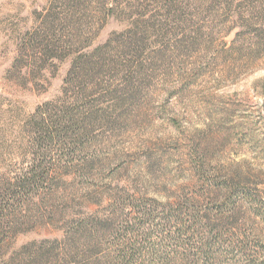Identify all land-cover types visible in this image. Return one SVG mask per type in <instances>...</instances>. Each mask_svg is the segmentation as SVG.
Listing matches in <instances>:
<instances>
[{"label": "rangeland", "instance_id": "374dc122", "mask_svg": "<svg viewBox=\"0 0 264 264\" xmlns=\"http://www.w3.org/2000/svg\"><path fill=\"white\" fill-rule=\"evenodd\" d=\"M174 1L185 8L180 20L165 2H88L74 34L92 41L86 52L110 42L114 65L89 99L98 114L87 133L41 150L32 116L47 103L56 113L79 90L64 94L73 55L46 60L39 72L26 43L48 16L81 15L68 9L70 0H0V184L36 152L48 173L16 214L20 233L0 264L28 244L60 245L70 220L91 215L121 226L143 219L149 242L159 244L143 253L158 264L208 259L190 247L193 231L170 238L201 215L194 241H212L214 264H264V48L262 32L244 27L264 0ZM106 2L118 14L97 33ZM138 21L147 23L136 29Z\"/></svg>", "mask_w": 264, "mask_h": 264}, {"label": "trees", "instance_id": "16d2710c", "mask_svg": "<svg viewBox=\"0 0 264 264\" xmlns=\"http://www.w3.org/2000/svg\"><path fill=\"white\" fill-rule=\"evenodd\" d=\"M89 1L93 2V0H70L68 9L80 13L79 19L74 21L68 15L62 20L54 15L53 19L48 20V16L42 24L43 32L36 30L30 33L26 43L24 52L27 54V60L39 72H41L43 67L41 64L44 61L64 60L73 55L64 94L67 95L76 88L79 90L75 102L70 105L63 104L61 110L56 113L51 110L52 105L47 103L39 107L32 116L36 124L34 135L38 137L34 141L39 142L41 150L44 148L42 144H46V149L50 144L58 147L68 146L71 141L86 134L90 122L97 118L98 112L89 99L96 95L99 79L107 74L111 65L114 64L106 59L110 42L95 48L91 52H86L92 41L89 38H77L74 34L85 24L82 17L87 12ZM151 1L159 4L168 3L174 10L171 12L168 10L167 13L173 14L177 20H180L182 14L185 13V8L180 2ZM204 2L206 1L204 0ZM108 4V2L103 4L97 15V22L99 23L97 33L104 27L108 17L118 14L117 4L112 2L110 5ZM59 20L62 21L59 22ZM146 23L138 21L136 29L142 28ZM244 27L262 32L258 35L260 37L258 46L264 48V8L261 11L256 8L252 9L250 17L245 20ZM62 31L63 33H61ZM64 32H67V36ZM249 60L252 64L257 62L256 57H250ZM23 62V58L22 62L20 59L16 60L14 69H21L19 63ZM38 153L36 152L37 155H34L33 161L23 167L10 181L6 180L0 184V254L6 248L8 241L20 233L16 214L25 201L36 195L39 184L48 174L45 173V167L37 158ZM192 218L193 221L189 227L184 221L179 224L182 229H178L176 232L177 238L176 236L170 237L172 241L190 234L191 231L194 232L192 240H195L194 236L198 230L193 227V222H202L205 217L193 215ZM137 220L138 223L130 224L127 219L123 222L125 225L121 226V224L117 225L111 218H101L94 215L72 219L68 223L69 228L66 236L68 238L61 241L60 245H55L59 242L52 244L43 242L39 246L37 244L25 245L21 249L20 256H11L7 259V264H158L157 262H148L143 250L145 245L156 248L159 247V244L149 242L152 236L145 232L146 223L141 218H137ZM193 241H190V247L193 250H202L200 255H211L214 245L212 241L209 239H199L194 243ZM29 250L31 252L27 254ZM207 256L208 259L201 256L206 260L198 263L214 264L215 261L210 260Z\"/></svg>", "mask_w": 264, "mask_h": 264}]
</instances>
